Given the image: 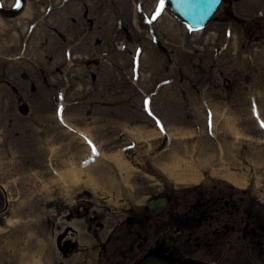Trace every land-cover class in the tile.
<instances>
[{"label": "rangeland", "instance_id": "obj_1", "mask_svg": "<svg viewBox=\"0 0 264 264\" xmlns=\"http://www.w3.org/2000/svg\"><path fill=\"white\" fill-rule=\"evenodd\" d=\"M23 1L0 0V264H137L159 197L247 200L264 234V0L200 31L168 0Z\"/></svg>", "mask_w": 264, "mask_h": 264}, {"label": "flooded vegetation", "instance_id": "obj_2", "mask_svg": "<svg viewBox=\"0 0 264 264\" xmlns=\"http://www.w3.org/2000/svg\"><path fill=\"white\" fill-rule=\"evenodd\" d=\"M159 198L143 211L144 222L152 221L158 237L150 253L181 264H262L264 234L251 202ZM152 202L164 204L151 207Z\"/></svg>", "mask_w": 264, "mask_h": 264}, {"label": "water", "instance_id": "obj_3", "mask_svg": "<svg viewBox=\"0 0 264 264\" xmlns=\"http://www.w3.org/2000/svg\"><path fill=\"white\" fill-rule=\"evenodd\" d=\"M171 4V11L183 20L193 30H202L215 16L222 3L228 0H168ZM21 6L12 11V14L17 16L25 9V2H21ZM249 26L248 30H250ZM0 188L5 191V188L0 184ZM157 200H166L161 197ZM164 204L152 202L151 207H157ZM139 264H181L178 261H168L161 258L156 252H151L146 255Z\"/></svg>", "mask_w": 264, "mask_h": 264}, {"label": "bare ground", "instance_id": "obj_4", "mask_svg": "<svg viewBox=\"0 0 264 264\" xmlns=\"http://www.w3.org/2000/svg\"><path fill=\"white\" fill-rule=\"evenodd\" d=\"M26 14H28L27 11H25ZM24 13V14H25ZM76 170H73V173L71 175V178H72V181H79L81 179V173H76L75 172ZM227 179L229 181H231L232 184L236 185V186H239V187H245V182H242L241 180H238V179H235L233 178V176H227ZM181 180V184H187L188 182H197L198 179L193 177L191 179H186V178H183V179H180ZM4 188H6V186L4 184H1ZM9 224H12V221L9 220ZM44 255V252L43 251H36V252H33L32 253V257H30L31 259H26L27 256H22L21 257V262L22 264H44L43 262V258L42 256Z\"/></svg>", "mask_w": 264, "mask_h": 264}, {"label": "snow or ice", "instance_id": "obj_5", "mask_svg": "<svg viewBox=\"0 0 264 264\" xmlns=\"http://www.w3.org/2000/svg\"><path fill=\"white\" fill-rule=\"evenodd\" d=\"M20 6H21L20 2L19 0H17L16 7L19 8ZM164 8H165V0H159V5L152 19L155 20L156 18H158L161 15V13L164 11ZM146 107H147V102H146ZM253 110L255 111V105H253ZM209 126L211 127V113L209 114ZM260 126L264 128V121H261ZM161 130H163L162 126H161ZM93 151H95V147H93Z\"/></svg>", "mask_w": 264, "mask_h": 264}]
</instances>
